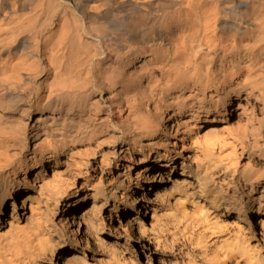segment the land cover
I'll return each mask as SVG.
<instances>
[{
	"label": "bare ground",
	"instance_id": "6f19581e",
	"mask_svg": "<svg viewBox=\"0 0 264 264\" xmlns=\"http://www.w3.org/2000/svg\"><path fill=\"white\" fill-rule=\"evenodd\" d=\"M0 264H264V0H0Z\"/></svg>",
	"mask_w": 264,
	"mask_h": 264
}]
</instances>
